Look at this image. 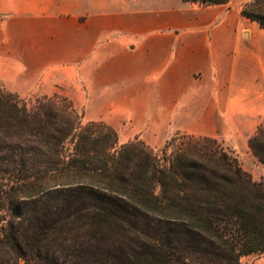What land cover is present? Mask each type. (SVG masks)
<instances>
[{
  "label": "trees",
  "instance_id": "1",
  "mask_svg": "<svg viewBox=\"0 0 264 264\" xmlns=\"http://www.w3.org/2000/svg\"><path fill=\"white\" fill-rule=\"evenodd\" d=\"M242 14L264 28V0ZM35 101L0 90V264H240L264 253V182L217 139L120 145L104 122L80 125L68 98ZM248 146L264 165V124Z\"/></svg>",
  "mask_w": 264,
  "mask_h": 264
},
{
  "label": "crops",
  "instance_id": "2",
  "mask_svg": "<svg viewBox=\"0 0 264 264\" xmlns=\"http://www.w3.org/2000/svg\"><path fill=\"white\" fill-rule=\"evenodd\" d=\"M252 0H0V53H21L3 89L60 90L87 121L159 146L169 133L248 147L264 123V28Z\"/></svg>",
  "mask_w": 264,
  "mask_h": 264
},
{
  "label": "rangeland",
  "instance_id": "3",
  "mask_svg": "<svg viewBox=\"0 0 264 264\" xmlns=\"http://www.w3.org/2000/svg\"><path fill=\"white\" fill-rule=\"evenodd\" d=\"M238 1H241V0H238ZM20 54L21 53H7V54L0 53V90H4L3 89V82L9 83V84L10 83L11 84L12 83L13 84L16 83L17 79L15 80L12 75H10L9 73L6 72V66H7V63H9V65L13 64V62L15 64H18V61H20V58H21L19 56ZM58 96L65 97L64 93L59 90L57 92V94L55 96H53V97H39V96L33 95V96L29 97V98H26L25 100L29 101L30 104H35V102H36L35 100L36 99H48V98L54 99L55 97H58ZM61 107H63V105ZM74 107H75V105H74ZM75 110H76V113L78 115L79 124L80 125L87 124L89 121H87V118H85L84 110L82 108H79V107L78 108L75 107ZM262 124H264V123H262ZM177 134H187V133H183V132H172V133H169L168 138L165 141H162L159 146L151 147V148L154 149L155 152H159L166 145V143L173 136H175ZM187 135H189V134H187ZM139 140L144 142L141 139H139ZM221 143L223 145H225L223 142H221ZM226 147L229 148L232 151V153L238 158V160L241 163V165L244 168V170H246L249 174H251V176L253 177V179L256 182H264V165L261 164L257 160V158L253 155V153L251 152L249 146L248 147H244V148H235V149H232V148H230L228 146H226ZM240 264H264V253L245 257V258H243L241 260Z\"/></svg>",
  "mask_w": 264,
  "mask_h": 264
}]
</instances>
